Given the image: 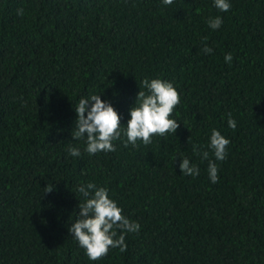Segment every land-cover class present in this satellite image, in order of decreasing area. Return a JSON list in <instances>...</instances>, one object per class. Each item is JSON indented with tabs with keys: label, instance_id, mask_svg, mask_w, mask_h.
Wrapping results in <instances>:
<instances>
[{
	"label": "trees",
	"instance_id": "obj_1",
	"mask_svg": "<svg viewBox=\"0 0 264 264\" xmlns=\"http://www.w3.org/2000/svg\"><path fill=\"white\" fill-rule=\"evenodd\" d=\"M231 3L221 13L212 0H0V264H264V0ZM155 77L181 94L175 134L83 152L71 136L78 98L104 91L126 125ZM211 128L231 141L215 184L192 151ZM178 154L200 174L183 176ZM86 182L141 225L124 252L95 262L68 232Z\"/></svg>",
	"mask_w": 264,
	"mask_h": 264
},
{
	"label": "clouds",
	"instance_id": "obj_2",
	"mask_svg": "<svg viewBox=\"0 0 264 264\" xmlns=\"http://www.w3.org/2000/svg\"><path fill=\"white\" fill-rule=\"evenodd\" d=\"M164 6L173 0H160ZM213 7L221 13L231 9V0H212ZM19 15L22 9L17 10ZM207 26L213 31L221 28L223 17L210 16ZM203 53L210 54L213 49L204 44ZM232 54L225 53V63L231 64ZM142 87L136 93L134 104L128 109L129 119L126 125H121V116L115 109L111 99H102V93L82 95L73 107L75 113L71 136L74 141H83V152L89 156L101 152L116 150L114 141L120 140L125 147H136L138 142L144 145L152 143L157 136L165 137L176 132L179 121L174 117V110L179 105L181 94L170 80L161 77L144 78ZM115 95V94H114ZM227 127L236 129L237 121L231 113L227 114ZM230 139L217 128H211L206 147L192 144V151L198 153L201 160L207 161V175L211 183L218 182L219 161H224L228 155ZM67 154L71 157L81 156V148L70 144ZM179 168L183 176L196 177L200 168L187 155L178 154ZM175 159V163L177 160ZM47 189V187H46ZM51 191V190H50ZM48 192V191H46ZM75 195L79 194L76 219L68 227V232L90 261H99L110 249L126 250V236L138 233L141 225L123 215V209L114 199L106 185L94 182L80 183L75 186Z\"/></svg>",
	"mask_w": 264,
	"mask_h": 264
}]
</instances>
